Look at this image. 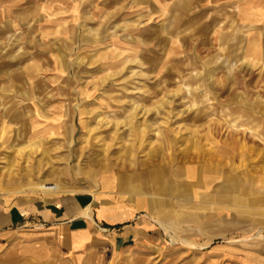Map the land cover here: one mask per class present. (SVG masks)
Returning <instances> with one entry per match:
<instances>
[{"label":"rangeland","instance_id":"1","mask_svg":"<svg viewBox=\"0 0 264 264\" xmlns=\"http://www.w3.org/2000/svg\"><path fill=\"white\" fill-rule=\"evenodd\" d=\"M0 192L138 211L120 264L264 258V0H0Z\"/></svg>","mask_w":264,"mask_h":264},{"label":"crops","instance_id":"2","mask_svg":"<svg viewBox=\"0 0 264 264\" xmlns=\"http://www.w3.org/2000/svg\"><path fill=\"white\" fill-rule=\"evenodd\" d=\"M101 206L106 205L83 193L0 200V264H120L129 254L135 257L132 261L143 258L142 241H149L145 230L150 222L135 223L138 211L109 222L98 217ZM79 235L89 240L73 248ZM208 249L211 255L223 254L218 246ZM239 249L231 252L238 263L264 264V258Z\"/></svg>","mask_w":264,"mask_h":264},{"label":"bare ground","instance_id":"3","mask_svg":"<svg viewBox=\"0 0 264 264\" xmlns=\"http://www.w3.org/2000/svg\"><path fill=\"white\" fill-rule=\"evenodd\" d=\"M3 195V193L0 192V197ZM110 208L106 210V213L109 211ZM112 211V210H111Z\"/></svg>","mask_w":264,"mask_h":264}]
</instances>
